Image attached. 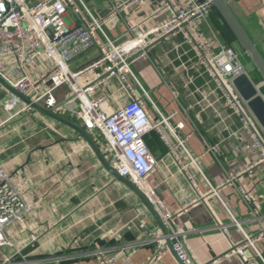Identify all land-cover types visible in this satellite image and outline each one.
<instances>
[{
    "label": "crops",
    "instance_id": "obj_1",
    "mask_svg": "<svg viewBox=\"0 0 264 264\" xmlns=\"http://www.w3.org/2000/svg\"><path fill=\"white\" fill-rule=\"evenodd\" d=\"M84 1L96 17L108 19L104 28L113 37L131 25H161L173 13L164 0ZM172 3L186 6L187 0ZM230 5L264 56V0H231ZM198 21L202 41L215 52L220 46L234 48L252 81H257L255 67L218 10L211 9ZM196 50L185 32H174L157 40L132 65L150 94V112L169 118L178 136L187 137V150L196 159L193 163L186 154L167 155L159 134L150 132L146 142L160 163L148 184L172 215L173 226L186 233V246L197 263L264 264V146L254 147L235 113L225 109L226 119L219 121L202 101L208 95L220 103L221 91L210 71L195 63ZM98 57V50L92 49L72 61L71 68L79 71ZM0 88L5 96L11 95L1 84ZM66 92L57 98L63 100ZM98 95H105L107 111L132 99L118 77L104 79ZM71 108L59 112L79 123ZM5 110L0 108V164L21 188L31 210L0 236V264L13 255L31 264H100L98 251L116 259V264H146L162 231L140 198L103 166L71 127L38 111L39 115L15 120ZM179 123L184 124L182 129ZM256 127L264 139L259 122ZM233 217L241 226L231 225L227 234L221 226ZM243 230L255 237V247L246 257L230 252L244 241ZM158 264L180 263L168 251Z\"/></svg>",
    "mask_w": 264,
    "mask_h": 264
},
{
    "label": "built area",
    "instance_id": "obj_2",
    "mask_svg": "<svg viewBox=\"0 0 264 264\" xmlns=\"http://www.w3.org/2000/svg\"><path fill=\"white\" fill-rule=\"evenodd\" d=\"M164 1V6L172 7L170 19L149 28L131 25L124 34L113 37L104 28L108 19L96 17L84 0H0V75L42 105L55 107L62 101H67L63 107L73 105L72 117L91 134L113 168L136 183L155 205L169 226L173 247L180 259L185 264H199L186 246V233L173 226L172 215L163 209L148 184L160 160L151 152L146 136L156 131L167 147V155L186 154L193 163L196 159L187 150V137L178 136L169 118L150 112L147 103L150 94L134 73L133 63L157 40L174 32H185L197 49L195 63L210 71L221 91L220 103L212 101L208 95H203L202 101L214 110L219 121L226 119L225 109L240 117L243 128L254 139V147L263 148L264 139L256 127L259 121L234 84L240 75H249L239 52L227 46H220L215 52L202 41L198 20L209 15L213 0H187L186 6L174 5L173 0ZM126 6L128 3L121 4L116 12ZM69 9L76 14L79 23H75ZM92 49L98 50L99 57L85 68L73 71L71 62ZM85 77L92 78L84 82ZM112 77L120 79L132 99L114 111H107L103 107L106 97L98 95V87L104 79ZM260 83L262 81L254 82L264 97ZM62 86L68 91L60 101L56 91ZM9 97L6 110L18 104L22 105V110L28 108L15 96ZM177 127L182 129L184 124L179 123ZM211 149L216 150V147ZM178 153L182 155L177 156ZM194 180L191 177L190 183ZM30 210L31 205L24 199L21 188L13 184L11 175L0 164V236L6 226L22 222ZM231 225L241 226V223L233 217L231 223L221 227L228 234ZM243 233L244 241L234 247L232 253L246 257L249 248L255 247V237L244 230ZM156 243V250L146 264H158L170 251L162 236L156 238ZM97 256L100 264H116V259L109 258L103 251H98ZM2 264L31 263L17 261L13 255Z\"/></svg>",
    "mask_w": 264,
    "mask_h": 264
},
{
    "label": "water",
    "instance_id": "obj_3",
    "mask_svg": "<svg viewBox=\"0 0 264 264\" xmlns=\"http://www.w3.org/2000/svg\"><path fill=\"white\" fill-rule=\"evenodd\" d=\"M230 1L231 0H213L211 8H215L218 10L220 15L233 32L238 42L240 43L241 47L247 53L248 57L251 60V63L255 67V70L263 78L264 81V56L261 53L258 44L251 38L241 21L233 11L230 5ZM163 38L159 39L158 41L162 40ZM155 43L156 42H154L153 44ZM0 84L4 86L11 95L18 98L23 104L77 131L81 135V137L90 144L103 166L117 180L123 182L140 198L143 204L153 215L155 221L158 224V227L161 229V236L165 239L166 245L168 246L169 250L177 257L180 264H185L180 259L173 247L169 226L164 221V219L160 215L155 205L149 199V197L136 183H134L129 178L122 176L116 169L113 168V166L110 164V162L106 159L105 155L101 151L95 139L86 129H84V127L59 112L60 108L67 104V101H62L55 107H48L38 103L37 101L30 98L28 95L20 92L13 86L12 83H10L2 75H0ZM234 84L240 92L242 98L247 101L248 107L250 108L251 112L254 114V116L257 118V120L264 129V97L259 93V90L255 86L254 82L247 74H242L237 77L234 80ZM72 106L73 105H67L66 107L71 108ZM232 250L233 249H231L230 252H232Z\"/></svg>",
    "mask_w": 264,
    "mask_h": 264
},
{
    "label": "rangeland",
    "instance_id": "obj_4",
    "mask_svg": "<svg viewBox=\"0 0 264 264\" xmlns=\"http://www.w3.org/2000/svg\"><path fill=\"white\" fill-rule=\"evenodd\" d=\"M69 14L75 19V20H78L77 17H76V14L71 10L69 9ZM257 74H255V77H256ZM256 83H258V81H255ZM264 82H262L263 84ZM261 84V83H260ZM260 84H258L260 86ZM261 84V85H262ZM68 88L66 86H62L60 87L57 91H56V94L57 96L59 95V93H65L66 90ZM4 90L2 88H0V108L1 109H6V106L8 107L9 106V100H10V97L9 96H5V93L3 92ZM22 105L18 104L16 106H13V107H9L8 110H5L6 112L10 113L12 118L11 119H20V117H23V115H33V114H36V115H39L37 111H35L34 109L28 107L26 108L25 110H22ZM9 114V115H10ZM10 116V117H11Z\"/></svg>",
    "mask_w": 264,
    "mask_h": 264
},
{
    "label": "trees",
    "instance_id": "obj_5",
    "mask_svg": "<svg viewBox=\"0 0 264 264\" xmlns=\"http://www.w3.org/2000/svg\"><path fill=\"white\" fill-rule=\"evenodd\" d=\"M257 81H263V78L259 74H257ZM262 93L264 94V85L262 86Z\"/></svg>",
    "mask_w": 264,
    "mask_h": 264
}]
</instances>
